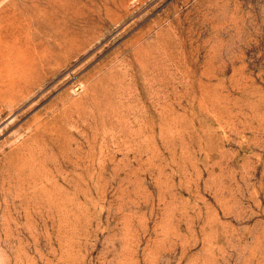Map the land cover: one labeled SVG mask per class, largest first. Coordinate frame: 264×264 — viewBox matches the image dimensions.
I'll use <instances>...</instances> for the list:
<instances>
[{
    "label": "rangeland",
    "instance_id": "rangeland-1",
    "mask_svg": "<svg viewBox=\"0 0 264 264\" xmlns=\"http://www.w3.org/2000/svg\"><path fill=\"white\" fill-rule=\"evenodd\" d=\"M0 73V264H264V0H0Z\"/></svg>",
    "mask_w": 264,
    "mask_h": 264
},
{
    "label": "bare ground",
    "instance_id": "bare-ground-1",
    "mask_svg": "<svg viewBox=\"0 0 264 264\" xmlns=\"http://www.w3.org/2000/svg\"><path fill=\"white\" fill-rule=\"evenodd\" d=\"M16 67H17V69H19V68H18V65H17ZM16 67H15V68H16ZM11 70H13V69H11ZM11 73H12V72H11ZM5 74H6V73H5ZM8 74H9V73H8ZM1 75H2V74L0 73V77H1ZM3 75H4V73H3ZM13 76H14V75H13ZM1 78H2V77H1ZM15 78H16V77H15ZM6 79H7V78H6ZM9 79H10V78H9ZM19 79H21V78H19ZM4 80H5V78H4ZM4 80H3V81H4ZM17 80H18V79H17ZM17 80H16V81H17ZM0 81H2V79H0ZM7 81H8V80H7ZM9 81H10V80H9ZM23 81H24V79H23ZM5 82H6V81H5ZM17 83H19V80H18ZM25 83H26V81H25ZM7 84H8V83H7ZM10 84H12V83L10 82ZM15 84H16V83H15ZM19 84H20V83H19ZM0 85H1V84H0ZM5 85H6V84H5ZM5 85H4V86H5ZM8 85H9V84H8ZM20 85H21V84H20ZM23 85H24V84H23ZM4 86H3V87H4ZM6 86H7V85H6ZM21 86H22V85H21ZM21 86H20V87H21ZM20 87H19V88H20ZM6 88H7V87H6ZM15 88H17V87H15ZM0 89H2V87H0ZM4 89H5V88H4ZM4 89H2L3 91H1V92H2L1 94H2V95H6V93L8 94V92H6V91H8L9 89H11V86L9 87V89H5L6 91H5ZM21 89H22V88H21ZM19 90H20V89H19ZM4 92H5V93H4ZM3 93H4V94H3ZM11 93H12V92H11ZM13 93H14V92H13ZM1 94H0V95H1ZM14 94H15V93H14ZM2 95H1V97H3L2 99H4L5 97L2 96ZM8 95H9V94H8ZM8 95H7V97H8ZM11 95H12V94H11ZM9 97H10V96H9ZM9 97L7 98V102H9V101L11 100V98H14V97H11V98L9 99ZM2 99H1V100H2ZM4 101H6V100L4 99ZM4 103H5V102H4ZM0 104H1V103H0ZM2 104H3V102H2Z\"/></svg>",
    "mask_w": 264,
    "mask_h": 264
}]
</instances>
